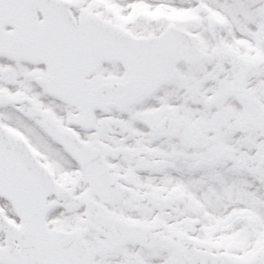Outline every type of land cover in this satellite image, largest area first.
I'll return each mask as SVG.
<instances>
[{"label":"snow or ice","instance_id":"1","mask_svg":"<svg viewBox=\"0 0 264 264\" xmlns=\"http://www.w3.org/2000/svg\"><path fill=\"white\" fill-rule=\"evenodd\" d=\"M0 264H264V0H0Z\"/></svg>","mask_w":264,"mask_h":264}]
</instances>
